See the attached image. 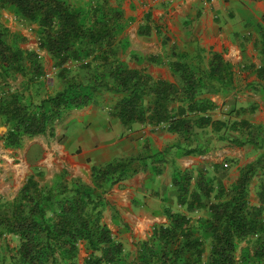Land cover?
Instances as JSON below:
<instances>
[{
    "label": "trees",
    "instance_id": "obj_1",
    "mask_svg": "<svg viewBox=\"0 0 264 264\" xmlns=\"http://www.w3.org/2000/svg\"><path fill=\"white\" fill-rule=\"evenodd\" d=\"M107 3L92 0L86 10L73 8L67 0H0V14L11 11L38 26L39 48L52 56L57 77L65 83L55 94L45 93L39 55L10 41L12 34L0 15V84L7 85L0 93L5 147L19 149L25 138L54 135L56 122L67 111L89 106L102 92L124 95L113 113L126 125L141 122L175 131L210 123L207 107L197 100L208 82L187 65L174 63L182 81L178 87L119 64L114 44L121 12H111ZM214 60L213 71L221 74L222 58ZM66 65H76L77 72ZM18 76L25 81L11 86L9 80ZM175 101L182 107L174 113ZM241 127L251 130L245 123ZM247 142L264 149V139L249 137ZM133 162L93 167L94 188L66 181L45 187L33 176L13 201L0 196V264H81L82 245L88 253L82 264H264V181L260 204L250 206L248 197L252 180L264 172V154L242 170L229 192L216 187L215 179L205 181L204 175L193 188L194 173L181 174L175 180L178 205L189 213L207 208L209 216L193 224L189 215L169 211L168 222L157 225L131 257L103 221L104 198L96 193L127 178Z\"/></svg>",
    "mask_w": 264,
    "mask_h": 264
},
{
    "label": "crops",
    "instance_id": "obj_2",
    "mask_svg": "<svg viewBox=\"0 0 264 264\" xmlns=\"http://www.w3.org/2000/svg\"><path fill=\"white\" fill-rule=\"evenodd\" d=\"M67 2L88 10L92 0ZM107 7L121 12L114 44L119 64L178 87L182 81L174 63L187 65L208 82L197 100L207 107L210 123L175 131L141 122L126 125L113 113L124 95L102 92L89 106L67 111L56 122L54 135L25 138L21 148L6 149H26L24 184L34 176L45 187L66 181L94 188L93 167L134 160L127 178L96 193L104 198L103 221L133 257L137 244L168 222L169 211L189 215L193 224L209 216L207 208L189 213L178 205L175 180L181 174L194 173L193 188L204 175L205 181L215 179L216 187L229 192L242 170L264 154L247 142L249 137L264 139V0H108ZM36 37L39 43L38 26ZM217 55L224 65L221 74L213 71ZM59 81L60 88L45 93L62 90L65 83ZM181 107L179 101L171 103L174 113ZM243 123L251 130H242ZM0 128L4 145L7 128ZM236 140L246 144L239 146ZM261 181L262 170L249 187L252 207L260 204ZM20 190L13 199L1 197L11 202ZM87 256L80 246L79 262Z\"/></svg>",
    "mask_w": 264,
    "mask_h": 264
},
{
    "label": "rangeland",
    "instance_id": "obj_3",
    "mask_svg": "<svg viewBox=\"0 0 264 264\" xmlns=\"http://www.w3.org/2000/svg\"><path fill=\"white\" fill-rule=\"evenodd\" d=\"M85 2L86 0H72L73 3ZM157 2V0H151ZM1 20L5 27H7L12 37L10 41H15L16 44L25 51H35L39 55V61L42 63L45 71V76L43 78L45 86H47L46 91L49 93L53 92L54 89L60 88V81L57 77V70L55 69L54 61L52 56L46 51L39 48L37 35V26L30 25L29 23L19 20L15 14L11 11L4 10L1 12ZM65 68H72V65H66ZM46 74L50 75L49 78ZM25 79L21 76L15 77L9 80L11 86H19L24 82ZM7 88V85L0 84V93L3 89ZM3 133V128H0V134ZM61 133V132H60ZM28 146L26 142L25 146ZM24 146V147H25ZM4 147L2 140L0 139V196L6 199H13L22 185L25 182V157L24 153L26 149L23 150H9ZM36 148L33 147L31 154ZM38 150V149H37ZM112 228L117 232V228L111 225ZM135 234L139 232L134 230ZM83 258L80 259L82 263Z\"/></svg>",
    "mask_w": 264,
    "mask_h": 264
},
{
    "label": "built area",
    "instance_id": "obj_4",
    "mask_svg": "<svg viewBox=\"0 0 264 264\" xmlns=\"http://www.w3.org/2000/svg\"><path fill=\"white\" fill-rule=\"evenodd\" d=\"M213 1V0H212ZM50 75L46 74V77L49 78Z\"/></svg>",
    "mask_w": 264,
    "mask_h": 264
}]
</instances>
